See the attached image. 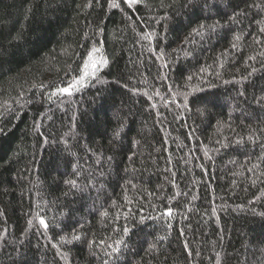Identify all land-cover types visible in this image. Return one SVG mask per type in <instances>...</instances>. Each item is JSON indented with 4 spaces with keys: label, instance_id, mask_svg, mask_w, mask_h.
<instances>
[{
    "label": "trees",
    "instance_id": "1",
    "mask_svg": "<svg viewBox=\"0 0 264 264\" xmlns=\"http://www.w3.org/2000/svg\"><path fill=\"white\" fill-rule=\"evenodd\" d=\"M115 2L0 0V264H264V0Z\"/></svg>",
    "mask_w": 264,
    "mask_h": 264
},
{
    "label": "snow or ice",
    "instance_id": "2",
    "mask_svg": "<svg viewBox=\"0 0 264 264\" xmlns=\"http://www.w3.org/2000/svg\"><path fill=\"white\" fill-rule=\"evenodd\" d=\"M125 2L127 3L128 7L131 8L133 5H136L137 3H139V0H125ZM112 7H120V5L118 3H116L115 0H113ZM201 27H203V26H201ZM94 51H95V49H94ZM90 59H91V57H90ZM106 63H107L106 60H101V64H106ZM189 79H191V77H189ZM78 83H79V81H74L71 85H69V87L60 88L58 91L60 93H65V94L71 95L72 94L71 89L76 88V85ZM68 183L71 184L74 187L76 186V181L75 180H69ZM166 214L171 216V214H172L171 210H169ZM40 223L45 228L48 227V224L45 222V220L41 219ZM75 238L79 239V237H75Z\"/></svg>",
    "mask_w": 264,
    "mask_h": 264
}]
</instances>
